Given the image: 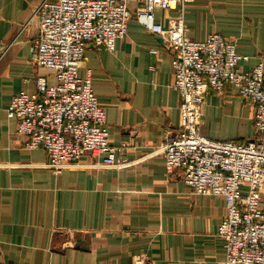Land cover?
I'll return each instance as SVG.
<instances>
[{"label":"crops","instance_id":"0c3cea01","mask_svg":"<svg viewBox=\"0 0 264 264\" xmlns=\"http://www.w3.org/2000/svg\"><path fill=\"white\" fill-rule=\"evenodd\" d=\"M42 1L0 0V39L10 45L0 59V264H224L217 230L226 199L196 195L181 171L168 174L155 153L167 129L181 128L180 100L171 53L135 18L114 51L90 46L80 70L83 78L91 75L107 109L110 144L129 142L133 165L93 169L94 159L85 157V167L56 174L46 167L44 149L24 147L17 120L8 117L11 101L23 91L36 94L39 78L56 84L52 72L31 62L39 35L32 17ZM137 8L130 4L133 15ZM176 15L156 10L164 24ZM185 21L195 41L219 33L241 46L249 57L243 71L264 56V0H189ZM201 132L222 141L256 140L255 107L227 85L208 95Z\"/></svg>","mask_w":264,"mask_h":264},{"label":"built area","instance_id":"2783aa9c","mask_svg":"<svg viewBox=\"0 0 264 264\" xmlns=\"http://www.w3.org/2000/svg\"><path fill=\"white\" fill-rule=\"evenodd\" d=\"M189 0H43L32 20L39 35L32 43L31 62L52 72L55 85L45 78L38 91H23L11 101L8 117L17 120L24 147L44 149L46 167L56 174L85 167L124 169L133 165L126 157L129 142L110 144L107 109L101 105L89 74L80 75L90 46L114 51L129 34L135 18L163 39L172 55L174 90L179 96L181 128L167 129L155 153L164 158L168 174L181 171L184 183L196 195L219 196L227 201L217 236L226 252L224 264H264V56L250 71L241 63L249 57L241 46L213 33L204 41L188 35L185 15ZM137 3L135 15L130 4ZM175 11L166 24L156 10ZM10 50L0 39V59ZM157 56L158 49L150 50ZM227 85L255 107L256 140L222 141L202 134L204 105L212 92ZM151 264V263H146Z\"/></svg>","mask_w":264,"mask_h":264}]
</instances>
